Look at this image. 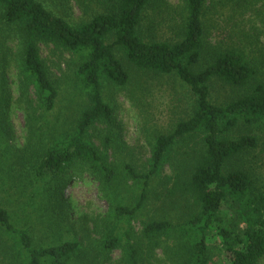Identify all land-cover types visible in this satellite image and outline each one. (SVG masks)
<instances>
[{
	"label": "trees",
	"instance_id": "1",
	"mask_svg": "<svg viewBox=\"0 0 264 264\" xmlns=\"http://www.w3.org/2000/svg\"><path fill=\"white\" fill-rule=\"evenodd\" d=\"M79 1L87 8L97 4L98 10L74 21L46 0H0V24L20 46L23 96L33 85L37 106L51 110L59 95L40 44L78 59L68 84L80 100L62 131H42L27 113L31 131L21 150L29 154L24 156L28 180L46 183L80 168L97 180L108 204L106 214L93 218L87 229L95 234L88 243L77 238L66 216L46 208L37 222L44 224L50 243L37 245L29 225L16 227L0 205V230L20 247V264H106L116 250L118 259L111 264H150L158 248L170 264H263L264 182L249 165L258 130L264 129V75L257 63L241 48L209 42L203 20L207 0H184L186 13L173 39L158 38L150 16L165 0ZM131 68L172 75L193 96L186 117L154 136L142 167L118 153L123 143L104 96L106 85L128 84ZM216 80L231 87L227 100L212 98ZM167 164L172 171L162 175ZM57 180L63 183L62 177ZM157 204L163 210L179 206L182 213L150 214Z\"/></svg>",
	"mask_w": 264,
	"mask_h": 264
},
{
	"label": "rangeland",
	"instance_id": "2",
	"mask_svg": "<svg viewBox=\"0 0 264 264\" xmlns=\"http://www.w3.org/2000/svg\"><path fill=\"white\" fill-rule=\"evenodd\" d=\"M245 2L249 5H236ZM46 3L54 11L74 21L98 10L97 4L88 8L84 6L85 9L79 0H46ZM155 13H150V16L154 20L158 38L173 39L186 13L184 0H165ZM203 20L211 44L243 49L247 58L255 61L264 75V0H207ZM147 24L148 21H144V27ZM8 35L0 24V133L3 137L0 145V205L10 212L16 227L29 225L36 245L41 241L50 243L44 224L37 222L41 212L46 213L48 207L53 208V214L66 216V223L69 227L72 224L77 238L88 243L89 239L95 237L94 232L87 231L93 226V218L104 216L108 210L97 180L85 170L72 168L61 176L63 183L57 180L61 178L60 175L52 176L46 183L43 180L30 182L27 172L30 165L24 158L28 157V150H21L31 131L27 113L42 131L49 132L53 127L57 131L63 129L66 118L69 119L75 113L80 97L78 90L68 83L74 77L78 59L72 53L40 44L41 56L59 91L54 108L44 110L34 100L33 85L26 86L25 95H22L18 55L20 46L14 37ZM130 72L131 80L126 86L118 88L106 85L104 96L114 109L113 127L123 143L118 153L122 159L132 160L142 167L150 155V142L154 136L169 132L178 119L186 117L193 106V96L189 86L172 75L147 74L134 68ZM232 93L230 86L218 80L213 82V99L224 101ZM98 127L100 129L96 132L101 130ZM258 135L259 145L254 156H249V165L260 182H264V129H259ZM94 140L98 142L95 136ZM6 144L9 145L8 150L5 149ZM171 171L172 166L167 164L162 175L170 174ZM44 187L48 188L46 193ZM157 190H161L160 184ZM160 208L157 204L149 208V213L158 211L162 214L164 210L168 214L182 213L179 206L165 207L164 210ZM134 226L139 229L140 223L135 221ZM11 237L0 230V264H20L22 251ZM55 237L58 240V235ZM118 256L119 251H113L109 255L110 263H104H115ZM150 264L170 262L162 249L158 248Z\"/></svg>",
	"mask_w": 264,
	"mask_h": 264
}]
</instances>
